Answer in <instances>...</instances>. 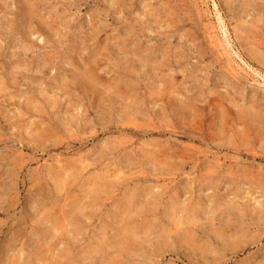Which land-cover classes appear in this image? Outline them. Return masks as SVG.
<instances>
[{
    "label": "rangeland",
    "instance_id": "1",
    "mask_svg": "<svg viewBox=\"0 0 264 264\" xmlns=\"http://www.w3.org/2000/svg\"><path fill=\"white\" fill-rule=\"evenodd\" d=\"M0 264H264V0H0Z\"/></svg>",
    "mask_w": 264,
    "mask_h": 264
},
{
    "label": "bare ground",
    "instance_id": "2",
    "mask_svg": "<svg viewBox=\"0 0 264 264\" xmlns=\"http://www.w3.org/2000/svg\"><path fill=\"white\" fill-rule=\"evenodd\" d=\"M27 4H28V3H27ZM24 5H25V4H24ZM29 5H30V4H29ZM29 5H28V7H30ZM25 7H27V6H25ZM31 7H32V6H31ZM27 9H28V8H27ZM27 9H26V10H27ZM29 9H30V8H29ZM39 9H40V8H39ZM29 11H30V10H29ZM20 13H21V12H20ZM29 14H30V13H29ZM31 16H33V15H31ZM255 53H256V52H255ZM83 76H84V75H83ZM84 77H85V76H84ZM86 79H87V78H86ZM86 81H87V80H86ZM83 83H84V82H83ZM86 83H87V82H86ZM88 84H89V83H88ZM199 130H200V129H199ZM137 238H138V237H137Z\"/></svg>",
    "mask_w": 264,
    "mask_h": 264
}]
</instances>
